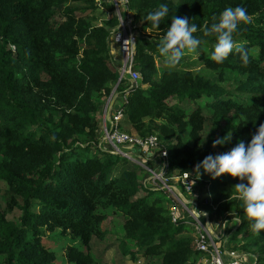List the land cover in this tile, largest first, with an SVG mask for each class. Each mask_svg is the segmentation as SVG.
<instances>
[{
  "label": "trees",
  "instance_id": "1",
  "mask_svg": "<svg viewBox=\"0 0 264 264\" xmlns=\"http://www.w3.org/2000/svg\"><path fill=\"white\" fill-rule=\"evenodd\" d=\"M160 3L168 4V16L153 29L144 16ZM236 5L251 18L233 35L249 62L229 53L217 64L210 58L215 38L202 32ZM130 8L142 21L132 63L141 80L135 86L122 79L115 89L127 90L120 127L141 137L157 135L171 168L197 176L194 166L206 155L225 152L238 140L247 145L264 122V0H130ZM96 10L94 0H0V182L6 185L0 199L9 206L0 204V264H60L45 231L69 237L66 264H96L90 241L103 238L101 223L111 208L124 217L120 246L132 258L140 253L157 264H192L198 255L190 236L181 235L193 226L171 220L167 195L145 187L138 167L126 168L124 157L100 145L96 113L118 77L109 47L117 20H101ZM173 17L196 24L193 35L203 43L198 58L159 69L155 57H163L156 44ZM195 63L199 69L191 67ZM170 97L176 103L169 104ZM228 131L229 142L212 145ZM119 164L124 168L113 174ZM197 177L200 188L210 181L216 191L214 212L240 219L239 225L233 221L231 240H245L240 248L254 247L253 264H264V230H252L241 202L230 195L246 181L227 173L211 178L202 169Z\"/></svg>",
  "mask_w": 264,
  "mask_h": 264
},
{
  "label": "built area",
  "instance_id": "2",
  "mask_svg": "<svg viewBox=\"0 0 264 264\" xmlns=\"http://www.w3.org/2000/svg\"><path fill=\"white\" fill-rule=\"evenodd\" d=\"M94 4L97 9L105 11L109 16L115 17L117 23L111 28L110 37L112 41L118 46L120 54V65L118 68V77L116 83L111 89L110 94L105 98V102L101 109L102 118V138L105 144L100 145L102 149L110 153L115 152L116 154L124 157L128 162L135 161L138 168L146 171L143 180L141 181L145 187L152 188L154 190H162L170 201H174L168 197V192L173 189L177 194L175 204L170 208L169 214L171 220L174 223L184 222L190 226H194V232L197 231L199 234L195 239V250L198 253V260L203 257V261L206 264H244V260L241 257H246L238 252H231L230 249L225 251L223 245L220 243L218 234H215L206 223H202L200 217L201 212H198L195 205L191 211V221L185 216L177 213V206L180 205L183 208L182 202L188 200L184 195L190 194L194 189L200 188L198 186L199 177L193 176V174L186 171H176L171 168V161H168L169 151L162 144V140L157 135L151 134L145 137L136 135L134 132H128L120 127L123 111L121 109L122 102L125 101V95L127 90L121 94L122 102H115L116 96L119 94L115 92L118 84L122 79H126L128 83L137 85L141 80L140 73L137 70L132 69L135 42L138 35L136 21H140L136 18L135 12L130 8V0H94ZM101 22L99 23V25ZM109 37V39H110ZM120 103V104H118ZM107 123V124H106ZM159 160L161 162L157 169L148 167L150 161L155 162ZM207 186H210L208 181L203 190H207ZM202 198L199 199L201 201ZM205 200V205L215 210L216 205L213 202V196L208 195ZM240 220V219H239ZM232 221H237V217H233ZM241 222V221H240ZM237 223V225L240 224ZM225 221L223 227L225 230ZM205 227H204V226ZM236 225V226H237ZM238 253V254H237ZM199 264H202L200 261Z\"/></svg>",
  "mask_w": 264,
  "mask_h": 264
},
{
  "label": "clouds",
  "instance_id": "3",
  "mask_svg": "<svg viewBox=\"0 0 264 264\" xmlns=\"http://www.w3.org/2000/svg\"><path fill=\"white\" fill-rule=\"evenodd\" d=\"M168 4L160 3L154 11L147 12L144 20L150 22L153 29L161 24L168 16ZM186 17H173L171 23L156 44L158 53L163 57L165 67L174 68L181 58L190 53L193 58H198L199 49L203 43L202 37H214L215 42L210 54L212 61L222 63L229 53H238L241 63L247 65L249 55L243 43L233 39L234 33L238 34V26L251 22L249 14L241 5L224 8L213 23L205 26L202 37L194 36L197 25L189 23ZM208 132V131H207ZM232 138L231 131L225 132L222 137L214 139L212 145H223ZM211 178H216L223 173L238 178L240 182L232 188L235 190V199L241 204L240 208L251 221L252 230L259 234L264 230V122H261L245 145L243 141L237 143L229 150L216 154L206 155L194 166L197 176L200 170ZM240 222L237 217L236 223Z\"/></svg>",
  "mask_w": 264,
  "mask_h": 264
},
{
  "label": "rangeland",
  "instance_id": "4",
  "mask_svg": "<svg viewBox=\"0 0 264 264\" xmlns=\"http://www.w3.org/2000/svg\"><path fill=\"white\" fill-rule=\"evenodd\" d=\"M85 13H88L85 12ZM85 13H80L78 12L79 15L81 14H85ZM95 14H97L96 16L101 19V20H105L107 19L106 17H108L109 15L105 13V11H102L100 9H97L95 12ZM141 20L140 21H136L137 26H140L141 24ZM142 33H144L142 31ZM136 42H137V37H136ZM135 42V45H136ZM109 47H110V52L111 55L116 63V66L120 65V54H119V48L118 46L112 41L111 37L109 39ZM183 61H190V60H194L195 58H193V55L188 53L186 54L184 57L181 58ZM155 64L157 66V68H161L162 66H164L163 64V59H159L158 57H155ZM193 69H199L200 66L195 63L192 64L191 66ZM126 85V83H123L121 85V87H124ZM120 87V88H121ZM107 96H103L101 97V107L98 109V112L96 113V118L98 121V137H99V141L102 143L103 142V138H102V131H101V126H102V118H101V109L103 107V104L105 102V98ZM122 98L121 94H118L115 98V102H119ZM169 104H174L176 103V99L173 97H170L167 99ZM122 102V101H120ZM120 104V103H118ZM182 107L185 108H192L193 104L191 103H183L181 102L179 104ZM107 124V123H106ZM227 127H229V124L225 123ZM127 131V130H126ZM162 142H164L162 140ZM102 144H105L106 146V142L104 141ZM119 156V155H118ZM170 156V155H169ZM168 156V161H170V157ZM126 166V168H134L135 166L138 165L136 164V162L130 161ZM161 162L159 160H156L155 162L150 161L148 163V167L157 169L160 166ZM124 164H119L115 167V171L113 172V174H118L120 170H122ZM135 165V166H134ZM137 167V166H136ZM139 169V168H138ZM138 177L143 178V175L146 173V171L143 170H138ZM143 169V168H142ZM147 177V174L146 176ZM144 177V178H145ZM143 180V179H142ZM211 184V183H210ZM234 184V183H231ZM200 186V184H199ZM228 186V185H227ZM6 185L5 183H3V181L0 182V192L3 191L5 189ZM156 192V196H161V193H157ZM215 189H212L210 186H207V190H203L202 188H196L194 189L190 194L188 195H184V197L188 200L187 202H182V204L184 205L183 208L181 209L180 205L177 206V210L176 212L181 214L182 216H185V219L189 216H191V211L193 209L192 205L196 206V209L198 212H201L202 215L200 217V220L202 223H206V226H208L215 234H218L219 238H220V243L223 245V247L228 251L230 249L231 252H238L239 254H243L246 257H241L244 260V264H253L255 262H253L254 257H257V252L256 249L254 247H251L249 250L245 249L246 251H244L242 248H240V246H242V244H244L245 240L240 239L238 242L236 241H232L231 240V235L234 232V222L232 221L233 217L235 216H230L231 212H223L221 214H217L216 211L214 212V210L211 207H206L205 205V200L204 198H206L208 195H212L215 193ZM3 193V192H2ZM233 192L230 193V195L234 196ZM176 196L177 194L175 193V190L171 189L168 192V197L170 198V200H172V198L174 197V201H170L167 198V200L165 201V205L166 208L170 211V208L175 204V200H176ZM202 198L201 201H199V199ZM6 203L4 200L1 201L0 199V204L3 207H6ZM215 204V202H214ZM216 205V204H215ZM6 208H9V206H7ZM18 210H13L12 212H10L9 214H7V217L9 219H12L14 217H16ZM105 218L101 223L102 228L105 230V234L103 236V238H98L96 236H93L91 241H90V249H91V254L94 256V258L96 257L97 263L96 264H157L158 263V259L152 258V259H147L145 258L143 255H141L140 253H138V255H136L134 258H132L130 256L129 253H124L121 250V246H120V241L122 239V223H123V215L115 212V210H113V208L108 210V213L105 212ZM188 219V218H187ZM225 221V228L227 230H224L223 227V223ZM204 226V225H203ZM194 227V226H193ZM205 227V226H204ZM228 228L229 232H228ZM232 229V230H231ZM46 234H44V236L46 238H49L50 241L46 240L45 237H43L46 241L50 242L52 244V246L55 248L56 250V259L57 261L61 264H66V260L63 256L64 254V250H65V246L67 245L66 243H68L69 237L68 236H61L59 235L57 232L54 233H49L47 231H45ZM180 235V234H179ZM181 235H189L191 238V249L194 251L195 250V239L197 238V236L199 235L197 233V231H192V232H188V231H184L181 233ZM76 244V243H75ZM77 245V244H76ZM133 251L136 250V248L134 247L132 249ZM196 251V250H195ZM237 253V254H238ZM192 264H199L198 262L200 261L202 264H206L203 261V257L198 260V255L196 257L195 260H192Z\"/></svg>",
  "mask_w": 264,
  "mask_h": 264
}]
</instances>
